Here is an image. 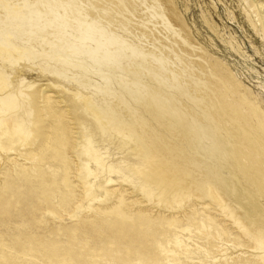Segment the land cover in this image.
Returning a JSON list of instances; mask_svg holds the SVG:
<instances>
[{"label":"bare ground","instance_id":"6f19581e","mask_svg":"<svg viewBox=\"0 0 264 264\" xmlns=\"http://www.w3.org/2000/svg\"><path fill=\"white\" fill-rule=\"evenodd\" d=\"M238 2L254 32L264 38V0ZM179 8L177 0H0V145L23 138L34 167H41L39 151L32 153L29 147L33 109L28 90L34 84L22 73L39 68L84 90L93 87L107 97L101 103L87 91H73V96L93 115L102 135L134 142L141 162L134 173L147 197L158 193V203L167 209L182 207V215L138 210L130 217L131 212L117 205L118 216L89 220L87 227L97 232L99 222L104 234L151 258L148 243L160 228L168 227L173 246L185 250L192 244L202 248L194 242V229H213L216 240L232 235L217 218L221 211L249 239L244 245L258 253L241 258L240 264H264V108L257 112L258 95L243 85L237 69L199 43ZM147 14L156 20L151 26L145 23L149 17L143 18ZM211 14L207 7L201 12L203 23L244 56L235 36ZM58 138L65 143V135ZM86 139L80 146L84 155L112 170L98 141ZM49 143L43 147L48 149ZM89 163L77 169L83 191L93 186ZM40 175L47 178L46 169ZM62 182L73 183L66 169ZM118 200L124 204V195ZM212 233L208 236H216Z\"/></svg>","mask_w":264,"mask_h":264},{"label":"rangeland","instance_id":"374dc122","mask_svg":"<svg viewBox=\"0 0 264 264\" xmlns=\"http://www.w3.org/2000/svg\"><path fill=\"white\" fill-rule=\"evenodd\" d=\"M177 3L199 43L207 44L214 56L226 61L233 70L237 69L243 85L258 95L261 108L257 112L262 114L264 89H260L259 84H264V38L254 32L251 23L247 22L245 14L238 7V0H177ZM206 7L210 8L213 21L235 36L244 56L231 51V47L224 45L203 23L201 12ZM146 12L143 10L144 14ZM145 16L150 19L148 22L145 20L147 26L156 21L148 14L143 18ZM261 17L264 19V13ZM147 39L151 42V39ZM148 42L143 41L142 44L149 47ZM22 75L34 84L28 90L33 109V123L30 126L33 140L29 147L32 153L39 151L42 165L34 167L23 138H15L4 147L0 145V264H240L241 258L258 254L244 245L249 239L221 211L217 218L228 225L232 235L216 240L218 238L213 229H194V242L202 248L190 241L191 249L185 250L173 246L168 227L160 228L148 243L149 252L152 250L154 254L151 258L143 257L139 250L128 249L124 241L109 237L106 231L104 234L105 226L99 222L95 223L97 232L90 230L87 227L89 220L118 216L117 205L131 212L133 215L130 217L138 210L148 211L151 215L161 212L182 215V207L167 209L158 203V193H154L149 197L152 200H149L141 179L134 173L136 164L141 163L134 142L112 133L102 135L95 118L80 104L81 99L73 96V91L93 94L98 103L102 102V97H106L104 94L93 92V87L92 90H84L75 81L39 71V68ZM46 97L47 102L44 101ZM62 135L66 139L61 145L58 137ZM87 137L98 141L96 144L100 146L103 161L111 164L112 170L84 155L80 146L86 145ZM47 140H50L48 149L43 147ZM86 162H90L93 169V186L83 191L78 183L77 169L84 167ZM124 166L127 168L123 169ZM120 168L122 171L118 172ZM41 169H46L47 178L40 175ZM65 169L68 180L73 182L68 186L62 182ZM28 170L35 172L29 174ZM110 178L112 181H108ZM120 194L124 195V204L118 200ZM106 195L104 200L99 201L100 197ZM186 205L184 203L183 207ZM197 208L198 213L204 216L200 205ZM182 222L185 224L183 219ZM208 232H214L212 234L216 236L209 234V237ZM198 233L202 236H197ZM237 241L238 244H235ZM222 244L226 247H220ZM238 254L242 256L234 257Z\"/></svg>","mask_w":264,"mask_h":264}]
</instances>
